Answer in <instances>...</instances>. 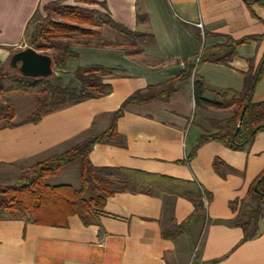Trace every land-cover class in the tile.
<instances>
[{
    "label": "crops",
    "instance_id": "0c3cea01",
    "mask_svg": "<svg viewBox=\"0 0 264 264\" xmlns=\"http://www.w3.org/2000/svg\"><path fill=\"white\" fill-rule=\"evenodd\" d=\"M55 1L0 0L2 64L29 47L33 18ZM92 1L103 3L118 25L150 36V43L132 52L119 45H75V56L56 68L59 76L73 78L79 68L101 67L111 74L105 83L112 93L69 105L38 124L0 130V165L25 168L49 160L107 131L111 115L136 93L158 95L128 105L116 122L118 135L108 144H96L89 159L97 168L148 175L152 189L162 195L116 193L98 224L88 227L77 216L69 218L66 228L1 220L0 264H264V217L259 234L245 241L244 231L231 223L241 205L236 210L230 206L248 202L252 184L264 171V131L244 152L211 142L186 162L200 137L215 133L216 124L239 108L197 109L194 79L206 82L209 100L221 101L219 94L226 90H243L245 73L255 70L264 56V6L245 0ZM65 4L84 7L74 0ZM252 36L263 38L239 45L225 64L198 63L205 49L217 51L229 41ZM190 71L191 77L170 92L172 82ZM253 102H264V75ZM164 179L196 183L211 200L204 198L205 210L195 214L194 204L169 193L175 185ZM189 219L174 239L163 237Z\"/></svg>",
    "mask_w": 264,
    "mask_h": 264
},
{
    "label": "trees",
    "instance_id": "16d2710c",
    "mask_svg": "<svg viewBox=\"0 0 264 264\" xmlns=\"http://www.w3.org/2000/svg\"><path fill=\"white\" fill-rule=\"evenodd\" d=\"M63 1L51 2L44 7L48 10L50 7L58 6ZM77 1L86 4L97 3L92 0ZM245 1L249 5L258 3L264 6V0ZM103 8L107 9L105 5H103ZM58 14L67 23L47 19L35 26V32L30 42V47L39 53L51 50L56 52L55 55L50 56L54 62V68L64 66L67 59L75 56L69 44L65 45L59 41L60 36L70 32L95 35L93 31L79 25H93L96 12L92 11L90 13L80 8L64 7L58 9ZM109 21L122 32L131 35V37L146 36L129 31L125 27L114 23L110 18ZM146 37L147 39L150 38V36ZM261 38L263 36H252L240 41H229L217 51L214 50L215 48H207L203 51L198 63L225 64L236 56V48L239 45L261 40ZM89 44L87 42L84 45ZM101 45L106 44L102 43ZM119 46L125 47L126 45L119 44ZM134 46H137L135 42ZM6 65L0 62V99L2 100L0 101V130L28 123L38 124L46 115L55 113L69 105L87 100H97L112 93V86L105 83V78L111 74L101 67L77 69L74 72V77L81 85L80 89H77L64 86L60 77L53 75L45 79L27 78L22 76L16 68L10 66V62H8V68ZM106 72L108 74L105 77ZM191 74L192 71L187 74L184 73L179 79L173 81L170 92L176 90V83L182 79L190 78ZM263 75L264 56L255 70L251 68L245 73L243 90L241 92L223 91L219 94L221 101L205 98V93L208 90L206 82L202 78L194 79L193 92L197 109H222L238 106L240 111L227 121L217 123L218 128L215 133L202 135L196 148L187 156V163L196 155L200 147L211 142H216L236 152H244L254 142L256 136L264 131V102H253L257 84ZM16 94L33 95L37 102L31 115L18 123L13 122L16 109L10 99L12 95ZM157 97L158 95L136 93L111 115V125L107 131L90 137L49 160L38 162L29 169V172L22 174L14 184L0 185V221L21 220L39 226L66 228L69 218L77 216L83 225L88 227L98 224L99 215L102 214L107 200L116 193L130 192L154 197L161 196V191L152 189L154 185L152 182H148L152 177L124 169L97 168L92 165L89 159V154L96 144H108L118 135L116 122L123 116L128 105L144 104ZM74 162H78L80 166L81 184L78 188L67 184L52 186L46 183L48 178L56 176L61 170ZM214 166L218 171V162ZM116 175L122 177L120 178L122 181H115L113 178ZM134 176H137V178ZM164 180L175 185L169 189V193L185 197L194 204L195 214L205 210L204 198L209 202L211 200L210 194L203 191L196 183L178 181L176 184L171 180ZM249 199L256 202L255 207L245 201H234L230 204L232 210H236L239 203L241 205L240 213L231 223L244 231L245 241L255 238L260 232L259 223L261 218L264 217L262 213V207L264 206V171L252 184ZM189 222L190 219L176 227L175 230L165 231L163 237L170 240L174 239L177 234L187 228Z\"/></svg>",
    "mask_w": 264,
    "mask_h": 264
},
{
    "label": "rangeland",
    "instance_id": "374dc122",
    "mask_svg": "<svg viewBox=\"0 0 264 264\" xmlns=\"http://www.w3.org/2000/svg\"><path fill=\"white\" fill-rule=\"evenodd\" d=\"M68 0H64L62 3H59L58 6L50 7L48 10L45 9V7L42 8L39 13H37L35 19L31 23L30 27V33L27 36L26 43L30 47L31 37L35 32V26L43 23L47 19H52L55 22H66L61 18V16L58 14V9L64 8V7H73V6H67L65 3ZM77 3L83 4L84 7H78L75 6V8H80L88 12H96L95 18H94V24L93 25H79L82 28L89 29L95 33L94 36L87 35V34H81L79 32H70L69 34L60 36L59 41L63 44H69L71 46V49L75 47V45L79 44H86L87 42L90 44H96L101 45L102 43H105L106 45H126V49L128 50H137L140 49V44H148L150 43L149 39H147L146 36H140V37H131V35L127 34L126 32H122L120 29H118L116 26H114L109 21L108 13L105 12V9L100 3L95 4H86L83 2H79L77 0H74ZM111 19V18H110ZM114 22V21H113ZM67 23V22H66ZM115 23V22H114ZM137 45L136 47L134 46ZM133 43V45H131ZM129 45V46H127ZM43 54L46 53L49 56H53L56 54L55 51H47L42 52ZM10 62V60H9ZM8 63V62H7ZM8 68V64L6 65ZM54 70V76L60 77L58 72L56 71V68L53 67ZM108 72L105 73V77ZM102 75V74H101ZM103 76V75H102ZM61 78V77H60ZM108 77L105 78V80ZM62 84L64 86H68L70 88H77L80 89L81 85L80 83L73 78H67L63 77ZM11 101L13 102L15 109H16V116L13 119V122L18 123L26 118H28L31 113L36 108V98L33 95H25V94H16L12 95L10 97ZM0 101H2L0 99ZM238 111L240 109L238 108ZM34 166V165H33ZM31 167H13V166H3L0 165V185H11L14 184L22 174L29 172V169ZM46 183L49 185H72L75 188H78L81 184L80 179V166L78 162H74L68 167L61 170L56 176L50 177L46 180ZM248 203H250L252 206H256V202L253 200L248 199ZM262 213L264 215V206L262 207Z\"/></svg>",
    "mask_w": 264,
    "mask_h": 264
},
{
    "label": "water",
    "instance_id": "95a60500",
    "mask_svg": "<svg viewBox=\"0 0 264 264\" xmlns=\"http://www.w3.org/2000/svg\"><path fill=\"white\" fill-rule=\"evenodd\" d=\"M10 66L16 68L22 76L27 78L45 79L54 74L52 58L31 47L12 55Z\"/></svg>",
    "mask_w": 264,
    "mask_h": 264
},
{
    "label": "built area",
    "instance_id": "2783aa9c",
    "mask_svg": "<svg viewBox=\"0 0 264 264\" xmlns=\"http://www.w3.org/2000/svg\"><path fill=\"white\" fill-rule=\"evenodd\" d=\"M199 27H202L201 25H199Z\"/></svg>",
    "mask_w": 264,
    "mask_h": 264
}]
</instances>
